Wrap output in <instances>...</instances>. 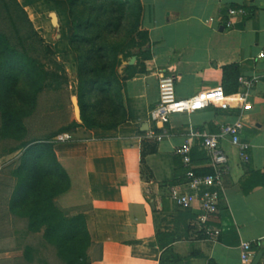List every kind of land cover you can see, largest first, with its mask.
<instances>
[{"label": "crops", "instance_id": "crops-1", "mask_svg": "<svg viewBox=\"0 0 264 264\" xmlns=\"http://www.w3.org/2000/svg\"><path fill=\"white\" fill-rule=\"evenodd\" d=\"M139 1V29L148 38L128 63L135 73L121 81L126 118L111 129L78 126L70 132L74 137L54 145L71 199L54 206L64 217L84 216L90 264H264V0ZM230 8L243 12L232 16ZM228 20L231 28L225 26ZM227 65H237L238 83L240 76L257 82L223 94ZM161 73L175 76L179 98L219 92L227 108L176 113L164 127L155 125L150 113ZM235 122L246 156L229 138L221 141L230 171L212 223L222 233L208 239L193 222L197 205L183 209L170 191L175 184L186 191L185 168L175 151L189 141L193 169L211 173L210 158L192 134ZM153 129L162 139L150 135ZM21 155L20 150L0 154V178L12 186L15 178L3 174L2 165ZM12 191L0 189V264H66L45 224L35 218L34 206L11 202ZM247 242L251 256L244 260Z\"/></svg>", "mask_w": 264, "mask_h": 264}, {"label": "trees", "instance_id": "trees-1", "mask_svg": "<svg viewBox=\"0 0 264 264\" xmlns=\"http://www.w3.org/2000/svg\"><path fill=\"white\" fill-rule=\"evenodd\" d=\"M67 1L68 15L73 27L69 43L80 60L77 96L81 109V123L74 121L73 128L68 129L67 132H73L80 125L90 129L114 128L126 118L121 92V81L125 77L119 80L116 76L115 67L121 63L118 59V46L115 44L106 48L97 43L101 33H96L94 29L100 24L98 19L92 20L90 17L94 11L105 14L107 17L104 22L108 28L113 24V12L109 9L106 0ZM111 2V4H121L122 7L133 9L135 7V29L144 39L139 44L141 48L147 42L148 33L139 29L140 1L112 0ZM141 52L142 49L139 53ZM139 53H126L123 56L128 59L138 56ZM104 58L107 59V63L99 68L98 59ZM125 70L130 71L131 74L135 73L134 65H127ZM223 72V93L237 92L239 84L237 65L224 66ZM55 83H59L60 88L69 83V75L64 63L58 59L56 52L38 32L19 0H0V112L2 115L0 138L14 139L8 152L22 151L11 172L15 184L10 201L34 206L32 212L36 215L39 224H45L46 233L53 242L62 244L63 248L60 246L59 248L65 254L66 260V242L68 243L73 251V257L68 264H76V258L81 256L78 248L82 233L85 235L87 245H90L84 216L67 220L54 206L53 194L69 188L68 177L61 170L51 145L46 144V141L33 143V140L28 138L25 124V119L37 110L39 93L45 88H54ZM110 89L115 93L116 103L111 97L109 99L115 104L114 121L106 124L93 115L92 107H95V103H91L89 98L95 91L98 96L105 97ZM54 134L59 133L53 132L49 135ZM197 173L208 172L197 171ZM48 175L67 180L66 186L62 187L63 189L59 186L55 191L50 190V184L46 181ZM209 264L216 263L210 261Z\"/></svg>", "mask_w": 264, "mask_h": 264}, {"label": "rangeland", "instance_id": "rangeland-1", "mask_svg": "<svg viewBox=\"0 0 264 264\" xmlns=\"http://www.w3.org/2000/svg\"><path fill=\"white\" fill-rule=\"evenodd\" d=\"M20 3L27 10L30 19L34 23V26L45 39L46 43L49 44L53 50L56 52L57 57L62 61L67 69L69 75V83L63 88L59 87V83H55L54 88H45L39 93L37 98V110L34 114L28 116L25 119L26 130L28 131V138L33 140V143L46 141V144L51 145L53 148L55 144L60 142L62 139H70L74 137L72 133L67 132L68 129L73 128V122L77 121L81 123V117H78L75 112V106L73 99L78 101V84H79V74L78 69L80 65L79 55L70 47L69 39L71 33L73 32L72 21L68 15V1L67 0H19ZM112 0H106L109 9L113 12L114 17L113 24L108 28L104 21H106V15L102 14L100 11H94L90 14L92 20L99 21V26H96L94 31L96 33H101L100 39L97 41L99 45L106 46L109 48L116 44L118 46L119 56L118 59L121 63L115 67L116 76L119 80L130 74L129 71L125 70V66L128 65L130 58H124L123 55L126 53H139L141 51L140 43L143 42L142 35L138 34L135 29L136 17L134 15V9L129 7H122L121 4H111ZM111 4V5H110ZM57 17V22L55 21ZM98 67H102L107 63V59H98ZM112 61V60H111ZM110 61V65L112 62ZM125 67V68H123ZM111 97L112 101H115L114 90L110 89L106 96H98V93L92 92L90 95L91 103H95V107H92L93 115L102 123L109 124L114 121L113 119V107L112 101L109 100ZM79 104V102H78ZM80 106V105H79ZM81 111V109H80ZM2 115L0 112V129L2 124ZM83 129L90 130L86 126L80 125ZM76 127L75 130H77ZM104 129V128H102ZM66 130V131H65ZM82 130L80 129V132ZM53 132H58L59 134L50 136L49 134ZM65 134L69 135V138L65 137ZM49 135V136H48ZM48 138V139H45ZM14 142L11 138H0V154L7 152L9 150L10 144ZM19 159L14 161L10 160L2 165L5 170L3 174L8 175L13 170V165ZM7 163V164H6ZM5 177L0 178V189L10 190L14 189L9 181L5 180ZM46 181L50 184V190L59 189L58 187H64L67 184V180L63 178H56L53 175H48ZM60 188V189H61ZM63 189V188H62ZM68 189L53 194L52 202H71L69 196H67ZM6 195V194H5ZM6 196L9 197V194ZM82 214L71 215L66 213V219L71 220L74 218L79 219ZM79 239L80 257L76 258V264H90L91 257L89 255L90 246L87 245L85 241L84 233ZM56 238V237H55ZM61 239V236L59 237ZM61 241V240H60ZM56 243V242H54ZM57 244V243H56ZM59 244V243H58ZM60 247L62 244L59 245ZM63 248V247H61ZM73 251L71 247L66 242V264L73 257Z\"/></svg>", "mask_w": 264, "mask_h": 264}, {"label": "built area", "instance_id": "built-area-1", "mask_svg": "<svg viewBox=\"0 0 264 264\" xmlns=\"http://www.w3.org/2000/svg\"><path fill=\"white\" fill-rule=\"evenodd\" d=\"M242 13V9L230 8L229 14L236 15ZM227 28L233 26V22L228 20L225 23ZM260 57H264V51L260 53ZM257 79L239 77V85L244 89H251ZM159 97L156 105L153 107L150 118L155 125L164 127L170 120V117L176 113H192L214 106L227 108L224 93H213L210 95L208 91H201L196 95L188 98H179L175 92V76L161 73L158 80ZM240 123H226L222 125L216 132H205L202 134L193 133L192 135L200 139V148L210 158V166L213 171L211 173H197L192 167V145L187 141L184 145L177 148L175 153L180 156L181 163L185 168L184 186L186 191L179 192L180 185H171L170 191L176 197L179 205L188 210L197 205L199 211L194 219L199 227V233L208 239H215L221 235L220 227L213 225L212 216L217 211L223 190V177L230 171V163L227 153L225 152L221 141L229 138L232 143L238 145L244 153L247 145L240 136ZM150 135L157 140L162 139V135L156 130L150 131ZM65 137L69 138L68 134ZM65 140V139H62ZM251 256V243L242 245V258L249 259Z\"/></svg>", "mask_w": 264, "mask_h": 264}, {"label": "water", "instance_id": "water-1", "mask_svg": "<svg viewBox=\"0 0 264 264\" xmlns=\"http://www.w3.org/2000/svg\"><path fill=\"white\" fill-rule=\"evenodd\" d=\"M135 60H136V57H133V58L131 59V61H130V64H133ZM73 102H74L75 112H76L77 116H78V117H81L80 106H79V104H78L77 99H76V98L73 99Z\"/></svg>", "mask_w": 264, "mask_h": 264}, {"label": "bare ground", "instance_id": "bare-ground-1", "mask_svg": "<svg viewBox=\"0 0 264 264\" xmlns=\"http://www.w3.org/2000/svg\"><path fill=\"white\" fill-rule=\"evenodd\" d=\"M55 21L57 22V17H55Z\"/></svg>", "mask_w": 264, "mask_h": 264}]
</instances>
